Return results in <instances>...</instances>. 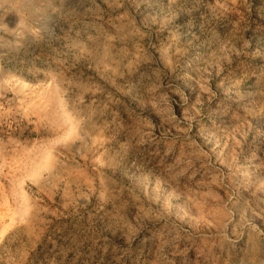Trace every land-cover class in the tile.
Here are the masks:
<instances>
[{"label": "rangeland", "instance_id": "rangeland-1", "mask_svg": "<svg viewBox=\"0 0 264 264\" xmlns=\"http://www.w3.org/2000/svg\"><path fill=\"white\" fill-rule=\"evenodd\" d=\"M0 264H264V0H0Z\"/></svg>", "mask_w": 264, "mask_h": 264}]
</instances>
